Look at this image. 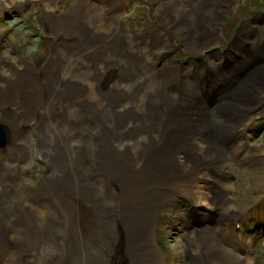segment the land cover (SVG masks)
Wrapping results in <instances>:
<instances>
[{
	"label": "bare ground",
	"instance_id": "obj_1",
	"mask_svg": "<svg viewBox=\"0 0 264 264\" xmlns=\"http://www.w3.org/2000/svg\"><path fill=\"white\" fill-rule=\"evenodd\" d=\"M58 1L0 0V264H168L164 229L189 264H249L234 246L251 217L264 227V143L248 135L264 122V5ZM136 3L145 18L126 22ZM29 6L37 45L6 31Z\"/></svg>",
	"mask_w": 264,
	"mask_h": 264
},
{
	"label": "rangeland",
	"instance_id": "obj_2",
	"mask_svg": "<svg viewBox=\"0 0 264 264\" xmlns=\"http://www.w3.org/2000/svg\"><path fill=\"white\" fill-rule=\"evenodd\" d=\"M72 1L73 0H60L58 2H59L60 5L64 4L65 7H68L71 4ZM52 2H57V0H52ZM252 2H253V6L252 7H255L257 9V11H256L257 13L260 12L259 8L260 7L263 8L264 0H256V1H252ZM126 10L127 11H131V15L129 17H127L126 22H129V23H132V24H138L140 22V20L145 18V10L137 3L134 4V5L131 4V7L128 6L126 8ZM25 11H26V13L23 16H21L22 14H19V13L11 14V15L6 13V16L4 17V19H5L4 21L10 22V24H11V25L9 24L10 28H9V26L6 27V31H7L9 36H12L13 34H16L17 35L16 38H18V40H20V42L24 43V44H26L28 42H31V41H27L26 39L25 40L22 39L24 37V35L25 34L26 35H31V36L34 37V40H35L34 44L37 45L38 44L37 42L40 41L39 38H43V39L45 38V31H43V26L42 25H40V26L38 25L41 22L43 14L39 10H37L35 7H33V6L27 7V10H25ZM229 19H231V18H229ZM239 22H240L239 19L238 20L234 19L233 20V26L235 27L236 25H239L240 24ZM33 24L36 25V28L33 27L36 30L35 31L36 34H33V33L31 34L29 29H28L29 25H33ZM8 29L10 30V32H8ZM12 30H13V33H11ZM40 33H43V37L40 36V35L39 36L37 35V34H40ZM2 46L4 48H7L5 50L10 51L11 54H9L8 52H5L8 56L12 55L13 49L11 47H8V46L6 47V43L5 42H2ZM147 46H149V44H147ZM214 52H215L214 56H216V53H218V54L225 53V49L222 48V47L215 48ZM220 56H217V57H220ZM217 57H215V58H217ZM10 58L13 59L14 56L12 55V57H10ZM179 59L182 60L183 62L184 61L186 62V61L189 60V56L186 53L182 52V53H180ZM205 60H207V59L205 58ZM248 135L252 136L250 138V140L252 142H255L257 144L264 143V122L261 123L260 129H259L258 126H256V127H254L253 129L250 130V133H248ZM224 139L233 141L232 136H230V138L227 137V138H224ZM232 178H233V181H235L236 177H234L233 174H232ZM242 187L244 188L243 185H242ZM251 192H252V195H251L252 197L253 196H257L258 199H259V197L260 198L264 197V187L260 188V189H257L255 191H251ZM251 196L249 195L248 197H251ZM256 202H258V201H256ZM250 220L251 221L253 220V223H254L253 227L249 228L251 222L250 223L248 222V224H245V228L244 229H245L246 233L244 234V236L242 238L243 240H241L242 249L238 250L242 257L245 255V251L243 249L245 248V245L248 244L247 240H248V237L250 235V234H247L248 231L250 229H251V231H254L257 227L261 226L259 224V222L256 221L253 217H251ZM263 230H264V227H263ZM161 235L164 237L163 248H164V252L166 253L165 255H167L166 261L169 264H189L188 263V258L179 259V258H177L175 256V251L173 250V248L175 247L176 235L177 234L175 232L170 231V230H165L164 229V230L161 231ZM254 246H257V247L254 248L256 250V255L253 258V260H254L253 264H264V238H263V240L261 242H255ZM189 261H191V260L189 259ZM191 262H193V261H191ZM190 264H194V263H190Z\"/></svg>",
	"mask_w": 264,
	"mask_h": 264
}]
</instances>
